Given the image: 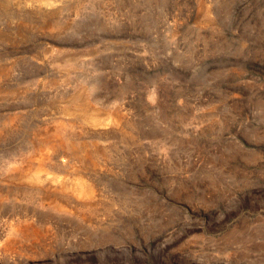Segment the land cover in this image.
<instances>
[{
	"label": "rangeland",
	"instance_id": "obj_1",
	"mask_svg": "<svg viewBox=\"0 0 264 264\" xmlns=\"http://www.w3.org/2000/svg\"><path fill=\"white\" fill-rule=\"evenodd\" d=\"M40 1H0V218L21 194L27 216L73 228L20 264H264V0H59L51 16ZM85 89L121 129L63 113ZM57 128L107 150L82 169L104 198L83 217L41 211L13 178L41 154L72 178L70 154L36 147Z\"/></svg>",
	"mask_w": 264,
	"mask_h": 264
},
{
	"label": "bare ground",
	"instance_id": "obj_2",
	"mask_svg": "<svg viewBox=\"0 0 264 264\" xmlns=\"http://www.w3.org/2000/svg\"><path fill=\"white\" fill-rule=\"evenodd\" d=\"M61 1L59 2V0H41L40 4L37 5V8L40 10V13L44 12V13H47V15L49 14L51 16L56 12L55 8L61 7L60 4L58 5V3H61ZM1 6L3 7V5ZM27 6L31 8L32 4L28 3ZM57 10H60V9H57ZM204 11H205L204 13L206 17H208L206 21H208L209 16H210L209 10L208 8H206ZM45 26L47 28H51L52 31H54L53 29H57V30L62 29V25L58 21L47 22ZM67 62L64 63L65 67H66ZM71 65L70 67L72 68L73 66ZM5 72H6V69H4L3 67H0V78L3 76ZM84 91L86 93H84ZM84 91L82 92L83 94L82 93L79 94L78 92H76L75 96L74 95L72 96V99L69 102L70 103L69 106L64 107L63 113L69 114V116L71 115L80 116V118H82L81 120H83V125H88L87 127H91V129L88 128L90 130L95 129V131L96 130L105 131L108 129H112L115 126H116L115 128H117L118 126L122 125L121 123H122L124 114L120 112L121 110L119 111L117 109L116 110L108 109L109 110L108 111L107 109L104 108L105 110H107L105 111L101 108H98L90 99L88 90L85 89ZM16 119L17 118L15 117H11L9 119V123L11 124L15 123ZM121 127L122 126H120L119 128L121 129ZM69 134H67V131L64 132V130L60 128L54 129L53 132L45 131L44 135L41 134V137H39L38 139L39 141L36 144V147H38L40 150L44 149V151L42 152H44L45 154H48L50 151H55L58 149L63 151L64 154H70L73 160L72 178L68 180L64 178L61 179L60 177L57 176V174L46 173L45 171H47L48 162L47 160L45 162L44 154L43 156L41 154L39 159L34 160V162L36 161L35 165L33 162L31 164H28L26 169L21 168V167H16L15 170L17 171H16V174L13 175V178L16 182H19V183L27 182L30 184L31 193H28V194L35 196L34 198L33 197L32 198L35 199L36 207L40 209L41 211L42 210L45 211V208H48L50 211L58 212L56 214H60V216L64 215L65 217L66 216L83 217L87 215V213L94 212L97 208H99L104 198L102 195L98 193L95 180H92L90 176L89 177L86 176L85 175L86 172L83 171L82 169H89V167L91 168L93 167L95 169L99 167L100 165L99 156L100 154L101 155L107 154V150L106 148L99 147V142L97 140L83 141L81 136H80L81 137V140H80L79 139L80 137L79 136L76 137L77 136L76 134H75L76 136H73V134L71 135ZM37 154H40V153H37ZM57 165H60V164H57ZM45 174L46 176H44ZM17 194L18 193L16 192L15 195ZM13 195L14 194H12L10 190L2 186V188H0V203H3L5 201L9 202L10 198L13 197ZM17 196L23 199V196L21 194H18ZM21 200H18L16 197L13 200V202L15 203L13 205L14 210H18L16 211V214H13V215H16L15 217L14 216H10V217L1 216L0 218V264H17V263L20 264L21 262H23L22 260H27V258L23 259V256L28 257V258L32 257L33 259L36 255L40 256L41 258L46 257L45 255L48 254V249H45V246L48 248L49 244L53 243L52 240H55V238L57 240V234L59 233L55 232V230L57 229L58 231H60L61 228H64L63 230L65 231L68 229L66 231L68 232L71 227L73 228V224L71 222H66L68 219L64 220L65 218L60 219V220H59V217L55 219L48 218V217L45 218L39 214L34 215V216H27L28 214L30 215V210L24 211L22 208H19L18 203L29 204L28 205L29 208H30V205H32L33 203H25L24 201H21ZM23 200H29V198L25 199L24 197ZM115 204H117V202ZM4 205H1V206H4ZM28 207H27V210H28ZM110 207H113L112 202H110ZM20 210H23L24 212L20 213ZM31 212L37 213L35 210L33 211L32 209H31ZM61 220H64V222ZM113 220L114 219H112L111 222ZM102 221L103 220L101 219L100 223H102ZM61 235H62V232H61ZM74 235H72V237H74ZM44 238H46L48 240L47 242L49 243L45 242ZM69 238L70 237H68V240ZM21 240H24L25 242L26 240H29L31 243V246H30L31 249L30 248L24 249ZM158 240L160 239H157V241ZM40 243H42L43 246H41L42 244L40 245ZM66 243L68 245L69 241ZM35 244L37 245L39 244V246L34 247ZM52 245H54V243ZM116 245H119L118 242L116 243ZM50 247L52 246L50 245ZM50 247H49V250H50ZM113 247H115V245ZM120 248L123 249V247H120ZM16 249L18 250L17 253L20 254L19 255L20 257L14 260L12 258L17 255V253H15L16 255L13 254L16 251ZM127 251L128 250H126V252ZM57 252H58V249H57ZM57 252L56 250L55 252L53 251V253L55 254ZM50 253H52L51 250H50ZM121 254H124V253H121ZM32 258L31 260H33ZM36 259H38V257Z\"/></svg>",
	"mask_w": 264,
	"mask_h": 264
}]
</instances>
